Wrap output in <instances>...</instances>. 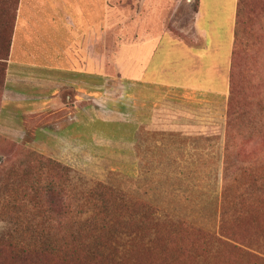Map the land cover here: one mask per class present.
<instances>
[{
    "label": "rangeland",
    "instance_id": "rangeland-1",
    "mask_svg": "<svg viewBox=\"0 0 264 264\" xmlns=\"http://www.w3.org/2000/svg\"><path fill=\"white\" fill-rule=\"evenodd\" d=\"M8 1L0 0V27L4 33L9 30ZM102 1L98 0V19L104 13ZM201 2L208 11L214 3H220L221 10L226 11L219 24L207 22V17L201 19L199 27L205 33L203 41L194 26L195 0H107L108 27L99 37V49L102 46L100 52L110 57L104 77L108 85L99 91L102 95L97 100V117L92 115V121L83 122L84 129L75 135L44 136L40 129L27 132L22 128L17 136L5 137L9 142L6 146L0 144V163L4 162V166L21 157L19 150L11 145L12 141L59 163L67 174L65 186L70 192L71 211L76 219L83 220L92 214L90 205L82 199L99 184L111 188L128 204L123 223L110 224L100 240L88 241L91 258L97 253L95 248L100 246L104 247L102 260L109 264L157 263L167 249L160 237L169 233V223L183 220L217 232L223 213L222 202L239 197L250 180L225 170L227 102L225 110L222 104H214L211 108L200 105L193 113L164 108L155 114L156 120L145 132L132 137L133 129L138 126V93L135 86L123 79L122 57L130 54V73L136 77L137 45L145 35L161 37L193 50L200 45L210 50L214 44L217 46L212 50L223 54L231 38L226 17L235 0ZM237 19L234 31L239 61L236 81L244 106V115L239 121L244 123L242 128L247 133L243 134L249 144L242 150L238 162L255 160L263 164L264 0H242ZM112 61L118 62L119 67ZM129 98L130 127L123 128L122 117L116 110ZM228 98L229 94L227 101ZM191 99L197 104L201 98ZM233 147L230 144V153ZM235 154L228 160L231 166L236 163ZM6 181L11 186L16 185V181H9V176L1 174L0 170L1 188ZM4 193L0 192V241L19 242L18 229L21 227L8 221L3 212L11 210L3 209V201L7 199ZM260 200L262 204L240 218L236 227L244 238L252 240V246L259 253L264 254V231L257 234L264 228V196ZM80 206L83 207L79 212ZM25 212H36V208H24L22 213ZM47 228L43 224L33 226V237Z\"/></svg>",
    "mask_w": 264,
    "mask_h": 264
},
{
    "label": "crops",
    "instance_id": "crops-1",
    "mask_svg": "<svg viewBox=\"0 0 264 264\" xmlns=\"http://www.w3.org/2000/svg\"><path fill=\"white\" fill-rule=\"evenodd\" d=\"M197 1L194 26L203 41L201 19L219 24L226 11L220 3L208 11ZM101 6L104 13L98 19V0H19L0 103V135L17 136L22 128L40 129L44 136L75 135L84 129L83 122L97 117L110 58L100 52L102 46L99 49V37L108 27L107 0ZM236 15L237 0L226 17L231 38L223 54L212 50L214 44L210 50L206 45L193 50L145 35L137 45L136 77L130 73V54L122 57L123 79L138 93V126L132 137L145 132L164 108L193 113L200 105L222 104L225 110ZM113 64L119 67L118 62ZM192 97L201 99L194 104ZM130 105L129 98L116 110L123 128L130 127Z\"/></svg>",
    "mask_w": 264,
    "mask_h": 264
},
{
    "label": "trees",
    "instance_id": "trees-1",
    "mask_svg": "<svg viewBox=\"0 0 264 264\" xmlns=\"http://www.w3.org/2000/svg\"><path fill=\"white\" fill-rule=\"evenodd\" d=\"M241 2L242 0H237L235 27ZM18 3L19 0L8 1V33L2 32L0 27V103ZM197 5L198 1L195 0V13ZM235 47L236 38L231 54L226 112L225 170H231L234 174L250 180L246 182L248 184L239 197L222 202L223 213L221 212L222 218L219 220L217 232L204 230L183 220L176 224L169 223V233L165 232L160 237L167 245L166 252L161 254L162 259L159 262L146 264H264V254L259 253L252 246V240L244 238L236 227L240 218L251 214L257 204H262L260 199L264 196V163H255V160L238 162L242 150H246L245 147L249 144H246L243 134L246 132L242 128L244 123L239 121L244 106L241 103V89L236 81L239 61ZM250 137L249 142L252 141ZM1 143L6 146L9 142L0 135ZM230 144L234 145L232 153ZM11 145L19 150L21 157L15 161L10 160L7 166H4V162L0 163V170L1 174L9 176V181H16V185L11 186L6 181L0 187V192H5L4 196L7 197L3 201V209H11L3 210L5 217L15 223L17 228L21 227L18 229L21 240L0 241V264H109L101 257L104 247L95 248L97 253L93 255L94 258L90 257L88 241L100 240L101 234L110 224L121 223L128 204L111 188L99 184L82 199L86 205H90L92 214L83 220L76 219L71 211V199L68 196L70 192L65 186L67 174L62 166L34 151H28L23 144L12 141ZM234 153L236 163L231 166L228 160ZM140 203L144 204L143 201ZM137 205L139 207L140 204ZM27 207L36 208V212L22 213ZM82 207H79V212ZM42 224L48 228L41 229V233L33 237L32 227ZM261 231L264 228L259 229L257 234ZM155 235L157 238L156 233Z\"/></svg>",
    "mask_w": 264,
    "mask_h": 264
}]
</instances>
